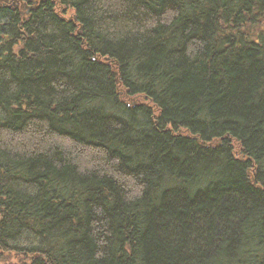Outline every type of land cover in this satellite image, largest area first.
<instances>
[{"label":"trees","instance_id":"16d2710c","mask_svg":"<svg viewBox=\"0 0 264 264\" xmlns=\"http://www.w3.org/2000/svg\"><path fill=\"white\" fill-rule=\"evenodd\" d=\"M0 261L264 264V0H0Z\"/></svg>","mask_w":264,"mask_h":264},{"label":"rangeland","instance_id":"374dc122","mask_svg":"<svg viewBox=\"0 0 264 264\" xmlns=\"http://www.w3.org/2000/svg\"><path fill=\"white\" fill-rule=\"evenodd\" d=\"M0 264H6L5 262L0 261Z\"/></svg>","mask_w":264,"mask_h":264}]
</instances>
